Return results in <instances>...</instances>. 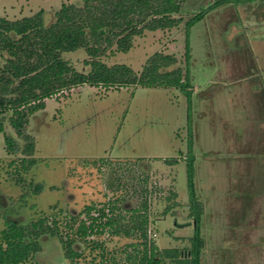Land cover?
I'll use <instances>...</instances> for the list:
<instances>
[{"label":"rangeland","instance_id":"obj_1","mask_svg":"<svg viewBox=\"0 0 264 264\" xmlns=\"http://www.w3.org/2000/svg\"><path fill=\"white\" fill-rule=\"evenodd\" d=\"M214 1L182 0L179 26L145 31L129 51L102 60L139 72L146 58L160 51L172 54L184 68V22ZM63 2L79 0H0V16L14 20L42 9L52 20ZM188 39L190 105L180 90L160 87L83 84L47 98L26 125L35 140V159L31 169L21 173V184L12 179L14 168L8 163H16L22 154L6 152L0 133L3 201L17 203L25 193L26 217L56 213L62 226L70 218V207L77 221L86 217L80 214L86 205L93 207V216L100 208L111 213L107 209L113 207L123 229L145 212L149 241L159 248L188 245L194 231L185 161L190 134L194 191L203 204L200 264H264V0L212 9L190 27ZM62 56L77 70L88 69L82 62L84 49ZM6 129L17 140L8 125ZM27 181L42 189L32 194ZM169 190L176 192L179 204L163 214ZM110 231L88 239L105 243V258L128 264L125 251L134 253L129 244L137 236ZM65 263L52 238L26 264Z\"/></svg>","mask_w":264,"mask_h":264},{"label":"trees","instance_id":"obj_2","mask_svg":"<svg viewBox=\"0 0 264 264\" xmlns=\"http://www.w3.org/2000/svg\"><path fill=\"white\" fill-rule=\"evenodd\" d=\"M255 0H215L206 9L184 22V68L177 66L172 54L160 51L146 58L139 72L124 63L106 64L102 58L108 54L127 52L133 41L145 31L169 30L183 21L177 16L182 0H79L63 2L59 9L46 18L44 10L18 19L0 16V133L4 136L5 150L9 154L20 153L22 157L11 160L10 173L15 183L24 182L21 173H27L34 163L35 140L26 131L29 117L45 107V100L65 90L87 84L109 88L160 87L180 90L191 104L192 84L188 65L191 59L189 45L190 27L206 13L226 4L248 3ZM258 1V0H257ZM84 49L82 61L88 69L77 70L62 54ZM8 125L17 140L6 129ZM21 140V144L19 143ZM175 162L174 159H165ZM186 183L188 216L193 220L194 231L188 245L159 248L147 239L148 216L144 212L133 216L132 225L121 227L113 214V207L104 213L98 209L90 215L93 207L86 205L78 220L73 208L67 209L69 219L62 226L54 214H42L36 218L26 217L22 212L26 194L18 202H4L0 192V264H26L43 250L49 239H56L61 247L65 264H116L115 258H105L104 242L88 239L91 235L111 229V234L125 237L137 236L130 243L134 253L125 251L128 264H200L204 239L200 234L203 204L194 191V156L191 135L187 141ZM13 174V175H12ZM27 189L37 194L39 183L27 181ZM25 187V186H21ZM176 192L169 190L168 202L163 214L178 206ZM11 203V205H10ZM16 205V207L14 206ZM146 209V204L143 205ZM53 212V211H52ZM78 215V214H77ZM70 233H73L71 236ZM177 240L180 237H174ZM111 260V261H109Z\"/></svg>","mask_w":264,"mask_h":264}]
</instances>
